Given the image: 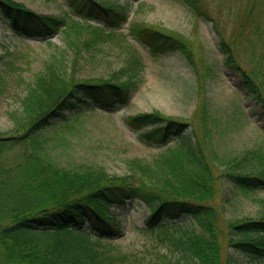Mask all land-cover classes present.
Returning <instances> with one entry per match:
<instances>
[{"label": "trees", "instance_id": "1", "mask_svg": "<svg viewBox=\"0 0 264 264\" xmlns=\"http://www.w3.org/2000/svg\"><path fill=\"white\" fill-rule=\"evenodd\" d=\"M184 1L197 16L213 21L201 0ZM66 2L71 9L68 17L81 19L68 26L65 17L37 14L16 0H0V19L17 34L35 32L44 39L62 28L65 33L74 31L91 50L115 39L129 18L123 5L103 0ZM241 10L232 40L218 32L220 48L264 118V0H249ZM130 33L153 55L181 51L198 75L199 87H204L208 70H199L189 42L140 23L133 24ZM240 50L248 57V67L240 62ZM62 58L46 65L24 97L21 115L15 118L22 133L0 136V149L18 141L30 145L17 166L0 163V264H112V259H105L103 240L120 237L123 225L111 207L128 202L149 210L141 231L179 255L173 261L168 254H159L160 261L154 264H235L234 254L264 259V200L255 216L225 221L224 203H215L226 182L248 194L264 190V152L226 159L209 149L207 100L199 108L200 132L159 112L128 116V127L139 131L144 143L162 150L152 160H131L124 175L94 166L67 168L38 154V134L52 121L65 119L67 111L90 101L106 111L125 103L140 72V61L135 59L109 79L79 78ZM252 161L255 166H250ZM182 216L192 222L177 223Z\"/></svg>", "mask_w": 264, "mask_h": 264}, {"label": "rangeland", "instance_id": "2", "mask_svg": "<svg viewBox=\"0 0 264 264\" xmlns=\"http://www.w3.org/2000/svg\"><path fill=\"white\" fill-rule=\"evenodd\" d=\"M16 1L37 14L65 17L67 26L73 19L81 20L68 17L71 9L66 0ZM103 1L126 6L129 18L116 31L115 39L94 45L91 50L78 41L74 31L65 33L62 28L44 39L35 32L17 34L8 22L0 19V136L18 137L22 133L16 128L15 118L21 115L22 101L28 90L50 61L63 57L79 78L109 79L113 74L120 75L129 62L138 59L140 72L132 80L125 103L106 111L90 101L81 104L79 109L67 111L65 119L52 121L38 134V154L67 168L94 166L111 175H124L130 170L131 160H152L162 150V147L144 143L140 132L128 127V116L159 112L189 123L200 132L199 108L203 100H207L208 117L211 116L208 118L209 149L214 148L226 159L249 151L264 152L261 110L241 86L240 77L227 66L220 48L219 33L230 39L239 23L237 16L249 0H201L213 21L197 16L184 0ZM136 23L173 33L189 42L199 70H208L204 87H199L198 75L181 51L153 55L134 39L130 31ZM239 57L243 66L248 67L242 50ZM29 148L28 141L6 145L0 149V163L17 166ZM255 165V161L250 162V166ZM220 189L215 203L221 204L220 200L224 203V221L255 216L260 201L264 200V190L248 194L236 190L229 182ZM111 210L122 221L123 234L103 240L105 259H112V264H154L160 261L159 254H168L173 261L179 259L178 254H171L164 244L141 231L149 215L144 205L128 202L124 207H111ZM177 221L186 225L192 219L182 216ZM234 260L235 264H264V259L253 260L235 254ZM106 264L111 262L106 261Z\"/></svg>", "mask_w": 264, "mask_h": 264}]
</instances>
